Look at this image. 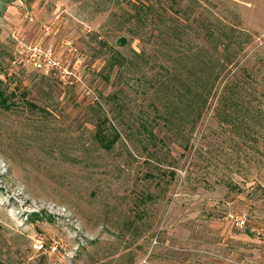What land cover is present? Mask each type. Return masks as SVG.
Instances as JSON below:
<instances>
[{
	"label": "rangeland",
	"instance_id": "rangeland-1",
	"mask_svg": "<svg viewBox=\"0 0 264 264\" xmlns=\"http://www.w3.org/2000/svg\"><path fill=\"white\" fill-rule=\"evenodd\" d=\"M0 264H264V0H0Z\"/></svg>",
	"mask_w": 264,
	"mask_h": 264
},
{
	"label": "trees",
	"instance_id": "trees-1",
	"mask_svg": "<svg viewBox=\"0 0 264 264\" xmlns=\"http://www.w3.org/2000/svg\"><path fill=\"white\" fill-rule=\"evenodd\" d=\"M224 33L223 31L219 32L217 35H212L211 36V40L209 42H211L212 44V56H210L206 63H203L201 65V69H200V73H201V76H200V83H201V87L199 89H203L206 84H212V81L215 80L218 76V72L219 70H217L218 72L213 75V72L214 70H216L215 68L217 67V64L220 60V56L222 54V52H219L218 51V46H219V40L221 38V36H223ZM208 37H205V40H208L207 39ZM226 51V49H225ZM223 59H225V63H228L230 62V58L228 59V55H226V53L223 55ZM194 84L196 82V75H195V78H194ZM189 85V89L191 88V83L188 84ZM199 96V94H198ZM102 123H99L98 125V130L95 134V138L97 140V142L105 149H110L112 148L113 144L116 142L117 138H118V134L117 132H114L113 134L111 133H107L105 132V129L104 127L101 126Z\"/></svg>",
	"mask_w": 264,
	"mask_h": 264
},
{
	"label": "built area",
	"instance_id": "built-area-1",
	"mask_svg": "<svg viewBox=\"0 0 264 264\" xmlns=\"http://www.w3.org/2000/svg\"><path fill=\"white\" fill-rule=\"evenodd\" d=\"M246 223V220L242 217H237L234 224L238 227H243Z\"/></svg>",
	"mask_w": 264,
	"mask_h": 264
}]
</instances>
